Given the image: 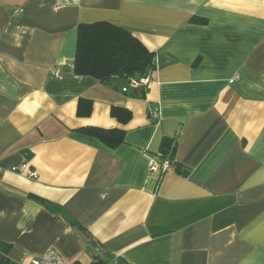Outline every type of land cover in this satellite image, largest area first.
<instances>
[{"label":"crops","instance_id":"obj_1","mask_svg":"<svg viewBox=\"0 0 264 264\" xmlns=\"http://www.w3.org/2000/svg\"><path fill=\"white\" fill-rule=\"evenodd\" d=\"M96 22L153 53L144 98L49 75ZM164 137L184 174L149 172ZM0 245L17 264L49 249L66 264H264V0H0Z\"/></svg>","mask_w":264,"mask_h":264},{"label":"trees","instance_id":"obj_2","mask_svg":"<svg viewBox=\"0 0 264 264\" xmlns=\"http://www.w3.org/2000/svg\"><path fill=\"white\" fill-rule=\"evenodd\" d=\"M192 22L204 24L205 21L192 18ZM154 55L144 45L134 38L128 31L106 22L92 24H80L77 27L74 58L72 61V75L74 77L88 76L102 84H108L113 79H120L124 84L119 90L128 96L144 98L143 86L131 88L130 80L139 81L150 76L154 70ZM91 104L80 100L77 107L79 116H89ZM110 116L121 125H125L131 119L129 110L122 107H111ZM80 133L99 140L110 149H115L124 142L125 132L122 129H101L86 127L78 130ZM176 141L164 137L161 140L159 153L172 164L173 172L184 174L181 167L174 162ZM32 200L48 207V204L35 196H29ZM70 225L80 233L85 230L75 221L67 219ZM7 249L0 245V264H17L7 257ZM92 264H107L102 260Z\"/></svg>","mask_w":264,"mask_h":264},{"label":"built area","instance_id":"obj_3","mask_svg":"<svg viewBox=\"0 0 264 264\" xmlns=\"http://www.w3.org/2000/svg\"><path fill=\"white\" fill-rule=\"evenodd\" d=\"M60 7H56L58 9ZM23 13V9L19 7H14L11 10V14L14 16L21 15ZM72 73V64L67 65L65 67H53L49 70V75L55 79H62L67 74ZM234 77L233 79H235ZM232 79V80H233ZM150 80V76H146L139 81L130 80L129 87L136 88L143 86L145 87ZM230 80V82L232 81ZM152 116L156 117V112L152 113ZM25 170L24 166H20L16 168L17 172H23ZM173 171L172 164L168 161V159H164L160 153L155 155L149 163V172L153 175L161 176L167 171ZM27 177L30 179H35L36 174L34 172L28 171ZM25 264H66L63 260L62 256L54 249H49L41 255L34 256L30 258Z\"/></svg>","mask_w":264,"mask_h":264}]
</instances>
